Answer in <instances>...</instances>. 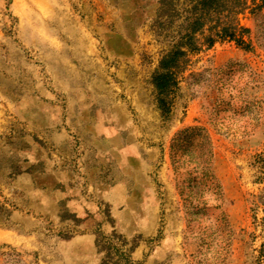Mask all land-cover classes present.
Here are the masks:
<instances>
[{"label": "rangeland", "instance_id": "rangeland-1", "mask_svg": "<svg viewBox=\"0 0 264 264\" xmlns=\"http://www.w3.org/2000/svg\"><path fill=\"white\" fill-rule=\"evenodd\" d=\"M198 1L0 0V264H264V9Z\"/></svg>", "mask_w": 264, "mask_h": 264}, {"label": "trees", "instance_id": "trees-1", "mask_svg": "<svg viewBox=\"0 0 264 264\" xmlns=\"http://www.w3.org/2000/svg\"><path fill=\"white\" fill-rule=\"evenodd\" d=\"M254 2V0H252ZM246 0H199V16L202 21L199 23L200 26L209 20H214V25L207 27L213 30L214 33L207 35L203 38V43L210 46L216 39H228L234 41L237 45L241 47L248 48L250 46L249 41L244 39V35H248L249 29L247 27L241 26L237 20V14L243 11L245 8ZM257 8L264 9V0H259L256 4ZM212 14H215V18L212 19ZM210 18V19H209ZM206 24V23H205ZM165 60L161 59V64L164 65ZM157 76L154 78L162 79L156 82L158 88L164 87L167 79L166 73L161 76L162 72H158ZM162 74V75H163ZM166 77V79H164ZM155 79V80H156Z\"/></svg>", "mask_w": 264, "mask_h": 264}, {"label": "crops", "instance_id": "crops-1", "mask_svg": "<svg viewBox=\"0 0 264 264\" xmlns=\"http://www.w3.org/2000/svg\"><path fill=\"white\" fill-rule=\"evenodd\" d=\"M137 173L139 174L140 171ZM102 184L100 182H98L97 184H95V188H94V191L96 193V195H98V197H101L102 196V188H101Z\"/></svg>", "mask_w": 264, "mask_h": 264}]
</instances>
